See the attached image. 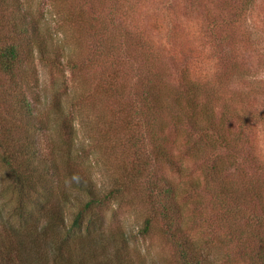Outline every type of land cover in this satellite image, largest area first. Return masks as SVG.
I'll return each instance as SVG.
<instances>
[{"label": "trees", "instance_id": "1", "mask_svg": "<svg viewBox=\"0 0 264 264\" xmlns=\"http://www.w3.org/2000/svg\"><path fill=\"white\" fill-rule=\"evenodd\" d=\"M51 1L49 13L71 50L53 39L47 16L37 18L23 0H0V167L17 218L0 222V264H134L116 218L124 207L140 220L138 234L159 231L180 264H214V221L224 231L254 219L248 191L229 177L255 117L242 107L228 111L213 76L182 70L171 80L164 71L170 50L133 21L143 0ZM37 62L71 76L49 114L35 93ZM112 204L116 219L109 222L102 212ZM205 210L215 212L214 221ZM262 221L253 220L250 237L222 238L250 264H264Z\"/></svg>", "mask_w": 264, "mask_h": 264}, {"label": "rangeland", "instance_id": "2", "mask_svg": "<svg viewBox=\"0 0 264 264\" xmlns=\"http://www.w3.org/2000/svg\"><path fill=\"white\" fill-rule=\"evenodd\" d=\"M23 1L37 18L48 17V26L50 24L49 28L55 35L53 39L64 45L61 31L55 27L49 13L52 1ZM146 1L143 0L138 5V13L133 21L138 25L142 21L146 33H149L152 40L155 43H162L166 50H170L166 55L170 65L164 71L171 80H174L182 70H188L190 74L199 78L213 76L221 83L216 86L217 88L222 86L220 101L225 103L228 111L233 112L242 107L255 117L252 122L255 124L250 126V132L247 131L245 154L242 158L233 157L237 166L231 170L229 181L239 186L241 190L248 191L243 192V195L250 203L251 219L262 218L264 233V120L256 121V117L264 114V0H254L248 12L238 21L232 18L246 0H150L149 3ZM195 1L200 5L199 14L192 7ZM146 10L149 16L145 15ZM213 20L217 25H213ZM169 30H174L176 35ZM72 33L79 39V43L83 41L75 27ZM108 34L116 36L119 30L109 28ZM71 44L64 45L67 51L75 47L74 43L73 47ZM173 54L176 56L175 63L170 58ZM35 67L38 78L35 93L42 97L44 112L49 114L54 100L53 95L63 94L64 81L69 83L70 72L68 69L62 71L39 62L35 63ZM246 97L248 101L244 104ZM230 126H233L232 120ZM235 128L236 125L231 129ZM99 171L94 164L91 172L95 178L102 181ZM198 172L199 167L196 168V173ZM6 177V171L0 167V217L2 216L0 222L4 224L11 222L14 225L17 223L12 210L15 195ZM115 208V204L110 205L102 215L109 222L120 218V223L128 232V254L134 264H180L174 247L159 231L155 230L151 235L141 237L138 234L140 220L137 215L134 212L130 214L124 207V210L121 209L113 219L116 216ZM65 211L72 213L74 210L71 211L69 206H66ZM204 214V218L215 220L214 211L205 210ZM66 215L69 221L72 216L67 213ZM253 220L251 223L233 222L229 229L224 231L216 228L217 223L214 221L213 229L209 232L215 239L212 241L213 250L209 256L214 264H250L236 253L234 245L229 249L228 243L222 238L225 235H228V238L234 237L238 232H245V235L250 237L256 232V227L255 229L252 227ZM193 233L205 240L206 236L202 230L196 229ZM226 255L230 259L227 260Z\"/></svg>", "mask_w": 264, "mask_h": 264}]
</instances>
